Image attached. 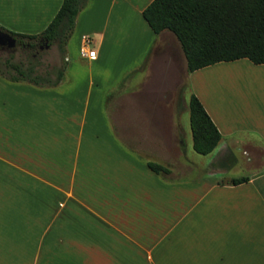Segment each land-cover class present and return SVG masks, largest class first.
<instances>
[{
	"label": "crops",
	"instance_id": "1",
	"mask_svg": "<svg viewBox=\"0 0 264 264\" xmlns=\"http://www.w3.org/2000/svg\"><path fill=\"white\" fill-rule=\"evenodd\" d=\"M151 1L84 0L55 85L0 76V264H264V64L188 72ZM61 3L0 0V27L39 33ZM192 94L221 134L208 154Z\"/></svg>",
	"mask_w": 264,
	"mask_h": 264
},
{
	"label": "trees",
	"instance_id": "2",
	"mask_svg": "<svg viewBox=\"0 0 264 264\" xmlns=\"http://www.w3.org/2000/svg\"><path fill=\"white\" fill-rule=\"evenodd\" d=\"M84 0H62L48 25L39 33H9L23 52L35 51L40 46L56 43L61 54L75 26L76 16ZM143 17L155 34L171 31L178 39L186 59L188 72H193L221 61L247 58L264 64V0H152L144 9ZM14 48L1 46L0 49ZM30 60L12 61L13 53L0 67V76L12 81H25L37 86L55 85L63 77L64 68L55 69L54 77L36 70ZM190 128L193 149L199 154L210 153L221 134L199 98L192 94L189 100ZM156 173L168 172L163 165L149 162ZM247 177L232 179V183L246 181Z\"/></svg>",
	"mask_w": 264,
	"mask_h": 264
},
{
	"label": "rangeland",
	"instance_id": "3",
	"mask_svg": "<svg viewBox=\"0 0 264 264\" xmlns=\"http://www.w3.org/2000/svg\"><path fill=\"white\" fill-rule=\"evenodd\" d=\"M10 53H13L12 61L23 60L26 62L30 60V54L35 53V59L33 60V62L36 65V70L42 74L49 72L51 77H54L55 68L58 67L62 61V55L58 49V46L56 43H53L49 47L42 46V48H39L37 52L32 50L25 53L19 47H15V49L12 51L8 49H0V67H3L2 65L5 60L9 57ZM235 154L236 159H238V162L241 161V156L236 152ZM234 167H231V170Z\"/></svg>",
	"mask_w": 264,
	"mask_h": 264
},
{
	"label": "built area",
	"instance_id": "4",
	"mask_svg": "<svg viewBox=\"0 0 264 264\" xmlns=\"http://www.w3.org/2000/svg\"><path fill=\"white\" fill-rule=\"evenodd\" d=\"M93 39L90 35L82 36V43L80 47V55L82 57L94 58L96 56V51L94 49H90V45L92 44Z\"/></svg>",
	"mask_w": 264,
	"mask_h": 264
},
{
	"label": "water",
	"instance_id": "5",
	"mask_svg": "<svg viewBox=\"0 0 264 264\" xmlns=\"http://www.w3.org/2000/svg\"><path fill=\"white\" fill-rule=\"evenodd\" d=\"M0 45L6 46L7 48H14L16 46V40L9 33L0 30Z\"/></svg>",
	"mask_w": 264,
	"mask_h": 264
},
{
	"label": "flooded vegetation",
	"instance_id": "6",
	"mask_svg": "<svg viewBox=\"0 0 264 264\" xmlns=\"http://www.w3.org/2000/svg\"><path fill=\"white\" fill-rule=\"evenodd\" d=\"M40 48H41V46H40Z\"/></svg>",
	"mask_w": 264,
	"mask_h": 264
}]
</instances>
